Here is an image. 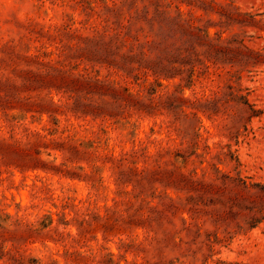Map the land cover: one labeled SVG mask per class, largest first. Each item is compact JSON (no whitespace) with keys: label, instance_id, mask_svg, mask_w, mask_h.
<instances>
[{"label":"rangeland","instance_id":"rangeland-1","mask_svg":"<svg viewBox=\"0 0 264 264\" xmlns=\"http://www.w3.org/2000/svg\"><path fill=\"white\" fill-rule=\"evenodd\" d=\"M0 264H264V0H0Z\"/></svg>","mask_w":264,"mask_h":264}]
</instances>
